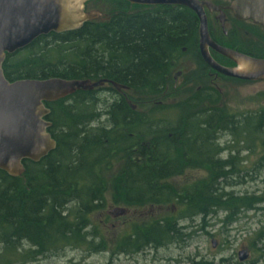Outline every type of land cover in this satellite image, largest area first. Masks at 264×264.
Wrapping results in <instances>:
<instances>
[{
    "label": "trees",
    "instance_id": "16d2710c",
    "mask_svg": "<svg viewBox=\"0 0 264 264\" xmlns=\"http://www.w3.org/2000/svg\"><path fill=\"white\" fill-rule=\"evenodd\" d=\"M114 1L120 10L114 9L118 13L107 22H86L76 31L50 33L5 56L2 72L9 82L106 80L128 88V93L121 96L110 88L119 99L105 112L107 128H89L99 116L95 112L97 97L92 92L78 91L45 104L50 111L46 120L52 124L48 132L56 142L55 150L38 163L24 161L25 172L19 178L0 171V264L34 263L68 247L90 246L85 231L90 215L102 206L100 170L107 169L111 159L122 161L114 184L116 188L126 186L124 199L151 207L175 202L181 206V220L200 218L205 223L224 213V224L231 225L241 210L256 209L264 202L258 197L225 192L236 184L229 178L239 174L238 162L233 164L237 158L232 157L222 161L216 153L222 150L217 137L238 130V138L234 136L237 142L248 139L264 147V110L242 117L218 108L198 112L203 103H220V94L206 87L177 105L176 119L169 127L174 143L141 142V138L167 134L157 127V120H144L129 108L127 101L134 103L129 94L148 98L163 94L181 49L197 39V19L184 8L133 5L142 10L129 12L128 3ZM224 46L247 55L253 53L240 43ZM253 54L264 58V51ZM220 59L225 64L215 61L233 66ZM194 111L196 115L187 117ZM189 136L199 138L190 142L186 139ZM139 151L143 152L142 161L135 164L134 154ZM188 167L205 169L208 176L176 192L166 181ZM177 224L174 220L158 221L137 229L135 239L128 241L144 246L152 239L157 247L178 243L185 235ZM220 264L225 261L220 260Z\"/></svg>",
    "mask_w": 264,
    "mask_h": 264
},
{
    "label": "rangeland",
    "instance_id": "374dc122",
    "mask_svg": "<svg viewBox=\"0 0 264 264\" xmlns=\"http://www.w3.org/2000/svg\"><path fill=\"white\" fill-rule=\"evenodd\" d=\"M103 2L106 4V8L109 5L110 8L120 10V6L114 0H102ZM140 10L142 8L131 9L132 12ZM213 27V30L217 28L216 31L220 32L217 24H214ZM244 27H241L244 31H251L250 27ZM242 38L244 39L243 36ZM214 58L225 64L219 56H214ZM208 71L196 59L193 51H189L188 47L185 53L181 52L172 68L167 88L163 94L155 98L136 94L129 95L142 118L157 120V127L165 129L166 134L169 133V127H173L172 123L177 115V105L187 100L199 87L218 88L221 96L220 105L232 115L242 117L264 110V81L244 82L218 76L214 82L215 86H212ZM176 72H180V76L176 80H172ZM96 97L98 98H96V111H98V104L101 109L106 110L119 99L113 92L102 93ZM102 120L107 121L105 118ZM99 124H101L100 121L90 123L89 128L99 127ZM106 125L109 126L108 123ZM238 131L217 137L216 143L222 149L219 159L226 161L232 157L237 158L233 164L238 162L236 168L239 170V174L229 178L231 184H236L233 187L225 188V192L233 193L236 197L247 196L264 199V147L260 143L253 142L251 144L248 139L246 141L240 139L241 141L237 142L234 136L238 138V133H240ZM108 164L107 169L104 167L100 170L104 184L102 206L90 215V226L85 231L86 234L92 232L103 238L105 248L108 250L107 254L96 253L92 250L93 246L83 245L65 248L58 253L48 254L34 263L28 264H126L122 261L120 253L121 237L131 229L136 230L144 227L147 223L145 221L149 220L178 221L177 226L184 229L183 233L186 237L178 243L157 247L162 250H159L157 255L159 260L155 261V264H192V262L220 264V260L225 261V264H235L239 263L237 253L242 249L249 251L250 255L246 261L249 262L248 264H264V240H261L264 239V210H262L264 202L257 205L256 209L241 210L236 222L231 225L224 224V213H217L205 223L201 222L200 218L181 220L179 215L182 209L175 202L157 207L141 205L135 215H130L131 220L135 223L122 224V220H112V216L109 217L107 212L111 208L126 206L124 204V188L122 185L116 188L114 184L120 167H122V161L111 159ZM177 175L166 181L176 192L180 191L183 185L204 181L208 172L205 169L192 172L181 169ZM261 234L263 236L260 239ZM211 240L215 241L214 248L211 246Z\"/></svg>",
    "mask_w": 264,
    "mask_h": 264
},
{
    "label": "water",
    "instance_id": "95a60500",
    "mask_svg": "<svg viewBox=\"0 0 264 264\" xmlns=\"http://www.w3.org/2000/svg\"><path fill=\"white\" fill-rule=\"evenodd\" d=\"M89 0H0V171L10 178L24 172V161L38 163L55 150L56 142L48 132L52 126L46 120L50 111L46 103H53L78 91L91 92L104 83L117 92L128 91L106 80H19L4 78L2 64L6 55L29 46L35 39L50 33L61 34L78 30L84 23L95 21L99 12H84ZM133 6H175L190 10L198 19V49L204 65L226 78L247 82L264 81V59H256L217 45L210 37L204 8L219 13L217 20L224 26L221 8L206 0H122ZM237 20L251 21L264 28V0H233L228 7ZM209 50L230 61L234 67L219 65ZM180 72L174 73V80ZM131 105L130 101H127ZM135 106H131L133 109ZM117 215L121 211L115 209ZM212 248L215 241L211 240ZM248 259V251L237 253V261Z\"/></svg>",
    "mask_w": 264,
    "mask_h": 264
},
{
    "label": "flooded vegetation",
    "instance_id": "af4514ba",
    "mask_svg": "<svg viewBox=\"0 0 264 264\" xmlns=\"http://www.w3.org/2000/svg\"><path fill=\"white\" fill-rule=\"evenodd\" d=\"M199 1H202V0H199ZM206 1L211 2V4H213L214 6L220 7L221 11H222V13L224 15V26L222 28L220 23H219V21L217 20V17L219 15V13L210 12V11H208L207 8H204V13H205V16H206V22H207V28H208L209 35H210L212 40H213V38H214V40H217V41L213 40L217 45H219L218 43H222L223 45H220V46L225 47L224 45L227 44V43H240V44L241 43H246V44H243V46L248 47L250 50H253V53H256V51H258V52L262 51V53H263V51H264V28L263 27H261L260 25H256V24L252 23L251 21L237 20L234 17L233 12L230 9H228V7L230 6V4H231V2L233 0H206ZM105 5L106 4H104V2L102 3V0H90V1L85 2L84 9H83L85 13H87V12H99L100 11L99 13L102 15L97 20L89 21V22H99V23L107 22L111 18L112 15L118 13L113 8H110L109 5H107L108 6L107 8H106ZM140 7L148 8L147 6H140ZM154 7H169V6H154ZM170 7L180 8V9L184 8V7H175V6H170ZM129 9H130L129 12H131L132 6ZM184 9H186L188 12L192 13L187 8H184ZM214 24H217L219 26V30H220L219 33L216 31L217 28L213 30ZM243 26L250 27L251 31L250 32L244 31L241 28ZM197 28H198V19H197ZM242 36L244 37V39L242 38ZM225 48H228V46L225 47ZM228 49H230V48H228ZM190 50L193 51L194 56L196 57V59L198 61L199 60L201 61V63L203 64L204 68L209 70L208 71V77L210 78V83L212 84V86L213 85L215 86V84H214L215 80L217 79L218 76H221V75L216 74L213 70H210L209 68H207L204 65V63L202 62V60L200 58V54H199V49H198V38L194 42H192L190 44L189 51ZM231 50H233V49H231ZM186 51H187L186 47L181 49L182 53H185ZM234 51H236V50H234ZM236 52H238V51H236ZM209 53H210V56L213 58L214 61H215L214 56H219V55H217L216 53H214L211 50H209ZM238 53H240V52H238ZM241 54H244V53H241ZM252 54H250V55L244 54V55H247V56H250V57L256 58V59H264V58H257V57H255L256 55L253 56L254 54L253 55ZM219 57H221V56H219ZM215 62H217V61H215ZM219 65H221V64H219ZM221 66L229 67V66H225V65H221ZM231 67H234V65L231 66ZM228 79H231V78H228ZM172 80H174V75H173ZM233 80H236V79H233ZM238 81H240V80H238ZM95 82L96 81H94L93 83H95ZM244 82H247V81H244ZM110 88L115 89L111 84L104 83L101 87L94 88L91 92L93 93L94 96H98V95H100L102 93H109V92L112 93V90ZM204 88H206V87H199L195 91H198L200 89L202 90ZM211 88L215 89L220 94V90L218 88H216V87H211ZM124 92H127V91L122 90L121 92H117V93L120 94L121 96H124L123 95ZM220 101H221V96H220ZM128 106H129V108L132 111H135V112L138 113L136 105L131 104V105H128ZM131 106H135V107L132 109ZM209 108L224 109V108H222L220 103L217 104V105H210V104L203 103V104L199 105V107H197L196 110H198V112H202V111H205V109H209ZM97 109H98V111H96V106H95V112L99 116L92 123H97L98 121H100L101 124H99V127L107 128L106 124L108 122L102 120V118H105V112H106L107 109L106 110L105 109H101L99 104L97 105ZM195 113H196L195 111L192 112V113H188L187 117H190L192 115H196ZM198 138L199 137H191V136H189L186 139H189L190 142H192V141H196ZM142 139H144L145 141L146 140H152L156 144L157 143H159V144L161 143L162 144L163 142H166V141L174 143V137L170 133H168L166 136H156V137H152V138H141V140ZM176 139H178V138H176ZM233 139L235 140V138H233ZM141 142H144V141L142 140ZM142 146H143V144L141 143L140 147L142 148ZM216 153H217V156H219L222 153V150L220 152L216 151ZM142 154H143V152H141V151L136 152L134 154V157H136V158L133 159L135 164H139L142 161ZM168 154H170V153H167V155ZM181 154L182 153H179L180 156H181ZM189 154H191V153L189 152L188 155ZM179 155H177V156H179ZM173 156L175 157L174 154H173ZM173 160H174V158H173ZM166 164L169 167L174 165V164L173 165H169L168 163H166ZM186 170H191V172H192L193 170H201V168L192 169V168L188 167V168H186ZM122 187L125 190L126 186L122 185ZM124 198H125V196H124ZM124 204L126 206H122V207H119V208H111L109 211H107L108 214H109V217L112 216L111 217L112 220H117V219L118 220H122L121 221L122 224L135 223V221L131 220L130 215L131 216L135 215L137 213V210L140 209L139 208L140 205H138L137 202L127 201L126 199H124ZM132 208H134V210H132ZM115 209H118V210L121 211L120 215H117ZM158 221L159 220H156V221L149 220V221H145L147 223H145V222H143V223L146 224V225H144L145 227H148L149 225H151L153 223H156ZM89 226H90V224H89ZM89 226H88V228H89ZM136 231H137V229L136 230H132L131 229L130 231L124 233V235L121 237V245H120L121 246L120 247L121 248V252L120 253H121L122 261L124 263H126V264H140V263L141 264H147V263L155 264L156 263L155 261L158 262V260H159L158 257H157L158 252H159V250H162V249L157 248L156 241H153L152 239L151 240H146V243H145L144 246H142L141 242H139V241L138 242L135 241V243H132V242L128 241L129 239H132V238L135 239ZM87 238L89 240L90 246H93L92 250H94V252L101 253L103 255L107 254L108 250H107V248H105L103 238H101L100 236H98L97 234H94L92 232L87 234ZM249 255L250 254H249V251H248V257H249Z\"/></svg>",
    "mask_w": 264,
    "mask_h": 264
}]
</instances>
